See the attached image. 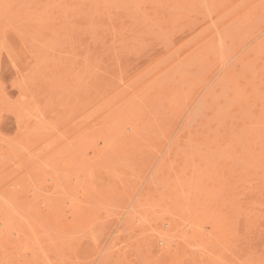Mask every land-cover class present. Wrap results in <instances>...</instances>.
<instances>
[{
    "label": "rangeland",
    "instance_id": "1",
    "mask_svg": "<svg viewBox=\"0 0 264 264\" xmlns=\"http://www.w3.org/2000/svg\"><path fill=\"white\" fill-rule=\"evenodd\" d=\"M0 264H264V0H0Z\"/></svg>",
    "mask_w": 264,
    "mask_h": 264
}]
</instances>
